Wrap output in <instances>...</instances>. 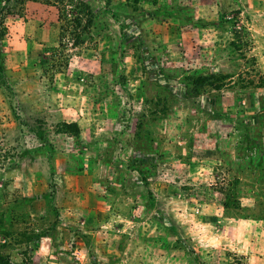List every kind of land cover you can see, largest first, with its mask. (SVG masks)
<instances>
[{
    "label": "rangeland",
    "instance_id": "obj_1",
    "mask_svg": "<svg viewBox=\"0 0 264 264\" xmlns=\"http://www.w3.org/2000/svg\"><path fill=\"white\" fill-rule=\"evenodd\" d=\"M1 9L0 264H264V0Z\"/></svg>",
    "mask_w": 264,
    "mask_h": 264
},
{
    "label": "trees",
    "instance_id": "obj_2",
    "mask_svg": "<svg viewBox=\"0 0 264 264\" xmlns=\"http://www.w3.org/2000/svg\"><path fill=\"white\" fill-rule=\"evenodd\" d=\"M83 5L86 9H89L88 6H86V4H83ZM2 9L0 10V15H2V13H3ZM88 13L90 14V12H88ZM73 24L75 27L74 26H69V27H74L75 31L81 30L84 33H86L90 29V26L92 24V20H87L86 23L83 24L82 18L76 16V18H74V20H73ZM1 29H3V28H0V76L2 77L4 72H5V67L3 64L4 57H5V49H4V44H3L4 30H1ZM63 29L64 28H62V30ZM81 31L79 34L77 32H75L73 34V36H75L74 39H75V42L77 44H82L84 42V40L82 38V34H81L82 32ZM62 35H63V33H62ZM199 81H203V79L201 78V79H199Z\"/></svg>",
    "mask_w": 264,
    "mask_h": 264
}]
</instances>
